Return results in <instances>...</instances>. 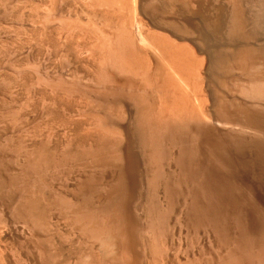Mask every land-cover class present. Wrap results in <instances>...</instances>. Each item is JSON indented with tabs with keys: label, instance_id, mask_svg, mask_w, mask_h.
Listing matches in <instances>:
<instances>
[{
	"label": "bare ground",
	"instance_id": "obj_1",
	"mask_svg": "<svg viewBox=\"0 0 264 264\" xmlns=\"http://www.w3.org/2000/svg\"><path fill=\"white\" fill-rule=\"evenodd\" d=\"M50 2L53 3V0H50ZM61 2L64 3L65 1L61 0ZM83 3L86 2L83 1ZM53 4H50L53 7L49 8L50 11L48 13L54 11L52 10L53 8H57L55 6L57 3ZM88 6L90 9L88 10L89 14H92L97 20L94 17L92 18L100 24L102 23V27L99 25L100 29H98V26L95 31L80 29L79 34H77L79 40L76 39L77 36L75 34L78 31H74L75 42L72 40V35H67L66 30L64 31L67 28L61 27L59 31L55 30L58 31L59 35H57V38L60 36L59 39L61 41L64 36H67V38H69L68 36L72 37L70 39L72 43H75L73 46L71 44V47L75 46V52L73 53L77 52V55L80 56L78 58L83 59V62L80 60V63L87 68V80L89 79V83L90 81L92 82L94 88L89 89V92L84 89L85 92H83V90L80 91L76 87V90H78H74L76 91L75 93L72 89L71 92L68 91L70 88L65 91L61 86L62 90L60 89L59 94L56 95L58 92L52 93L53 89L50 86L52 89L50 91L52 97L49 99L51 104L49 105L50 108L48 106L49 103L46 106L49 108H47L49 114L45 113L47 116L51 115L49 120L53 119V121H56L57 119L62 121L60 118L65 115L67 107L72 109L76 103V107H74L77 113L74 110H72L74 114L70 113L73 116L78 114L81 120V116L84 119L81 121L76 115L72 118H78V120L73 122L71 117L67 116L74 130L72 129L73 133L70 135L65 133L66 136H69L65 137L66 139H64L63 144L61 143V147H58V145L57 147H52L49 144L52 141L49 142L50 137L48 138V136V140H45L46 143L35 144L29 150L28 147H25L23 150L25 153L22 156L26 157L24 159L23 157H18L22 153L17 156L24 161L23 164L22 162L19 164L20 166L22 165L21 171L18 170V173L13 175L10 173V177L6 176L7 180L0 174V194L6 184L7 190L11 188L14 189L13 191H17L18 194L21 192L23 196L20 193L22 200L19 198L21 204L18 215L31 219V222L35 221L36 225L37 220V222L41 223L39 220L46 218L42 216L45 212L50 211L49 208L52 206L50 203L53 202L55 196L56 198L59 196L49 197L53 198L49 200L50 203L46 200L48 199L46 197L48 194L46 195V193L50 187H47L50 184L47 183V181L49 182V176L48 180L46 179L48 172L53 171L52 173H54L55 169L60 168L64 164L67 166L68 163L77 164L76 166L79 165L78 167L84 165L83 168L86 165V171L89 170V166L91 169L99 170L100 175L97 176V173L89 172L88 174H94L89 177L86 174L88 171L82 170L86 174L82 173V176L85 175L89 178L84 176L86 179L83 177L84 181H79L81 183L77 185L78 188L75 186L77 190L74 188L73 193L77 191L76 194L74 193L76 196H73L72 193L71 198L61 199V194L57 201L63 207L61 212L64 213L65 209V213L68 211L72 212L73 215H71V212L70 215L74 216L75 219L73 221L75 220L74 222L77 223H75L76 226L79 225L80 228L77 226L78 230L80 232L82 230L86 237L89 235L90 238L96 239L101 244L100 248L109 252L110 256H115L119 263L124 264L130 257L132 250L130 248L136 245L137 237L139 241V237L143 235L141 232L145 233V231H148V233L146 232L148 235H154V238L153 236H148L149 239L153 238L151 240L153 244L151 242L152 246L150 244V247L154 250L158 249L160 236H165L162 231L167 229L169 217L171 218L179 211V224L186 227L179 225L180 228L193 229V232L194 230L204 229L211 235L208 234V236L212 237L214 246L217 247L216 251L219 249L222 251L219 250L218 252H221V254L216 256L218 259L216 260L217 264H264V208L256 200L257 198L255 197L257 195H254L253 188L249 186L250 177L259 178H255V180L264 179V0H91ZM59 10L54 12L58 13ZM5 11L7 10L5 9ZM11 12L13 11L11 10ZM63 16L65 17V15ZM55 17L52 18L51 15L49 18L55 19ZM77 19L79 20V17ZM30 20L32 19L30 18ZM74 20L76 21V19ZM50 21L52 22V20ZM64 22L66 23L67 21ZM72 22L74 23V21ZM78 22L80 23L81 20ZM39 25L41 26V24ZM85 26L87 27L86 24ZM109 26L111 31H107V28L105 29V27L109 28ZM22 27L24 28V26ZM93 27L96 26L94 25ZM11 30H13V27ZM69 31L71 32L72 30ZM64 32H66V35H64ZM43 34L40 35L43 36ZM67 38L65 37V39ZM47 39L46 37V43L53 40L50 41L48 39L47 41ZM76 41H78L77 44ZM19 42L21 44L23 41ZM58 43H56V46ZM64 43L63 41L61 44ZM48 44H53V42L47 43L45 46L47 45L48 47ZM13 45L15 43H12ZM65 45L66 43L60 47H67ZM56 46L53 45V48L58 47ZM49 47V49L52 48V46ZM1 48V50L6 49V47ZM64 50L65 57L72 55L71 49V52L67 51L68 55L66 54V48ZM74 56L72 55V57ZM74 59L71 60L74 61ZM67 60L63 58L60 61L66 62L65 65L67 66L71 63L69 61L68 63ZM48 61L45 63H48ZM24 69L27 70V68ZM13 75L12 77H15V74ZM62 75L60 76L62 77ZM56 76L54 77L56 78ZM47 79L49 78L47 77ZM3 80L4 78L1 79V82ZM76 81L80 80L77 79ZM38 82L40 83V80ZM49 84L50 82L48 81V86ZM45 85L47 86V83ZM69 86L72 87V84ZM39 87L37 88L39 89ZM4 88L6 89V87ZM63 90L65 92L62 95L61 91L63 92ZM44 103L41 105L43 109ZM24 105L26 106V103ZM81 105L86 107L82 109ZM12 106H14V103ZM12 110H9L10 113L13 112ZM2 111L0 113L6 112L3 109ZM67 112L66 114L70 116L69 112ZM10 113H6L8 119ZM14 114L16 115L15 112ZM14 114L12 113V116ZM3 116L0 117L3 118ZM7 116L5 119H7ZM12 116L10 118L13 125L14 120L18 116L15 119V116L13 118ZM5 119L4 123L2 122L3 120L0 119V121L5 124ZM19 121L21 122V120ZM1 122L0 124H2ZM64 122L66 123V120ZM53 126L55 125L53 124ZM17 132L19 133V131ZM53 135L55 134H52L51 140ZM0 142L2 141L0 140ZM12 142L10 141L9 144ZM21 143L19 145L17 143L18 147L16 148L18 149L15 151L18 153L23 147L20 146ZM13 147L15 148V146ZM9 150L7 149V151ZM5 158L9 157L6 155L3 159ZM13 158L9 160L10 162L16 160L14 161L16 164L19 159L12 160ZM0 163L2 162L0 161ZM9 164H1L0 169H2L3 165L8 166ZM74 165H72L73 168L76 167ZM7 166L4 167L5 172L9 169ZM4 171H1V173ZM248 177L249 179H247ZM250 180L253 179L251 178ZM7 190L4 188V191L7 192ZM99 191L103 194L105 192L104 198L101 199L103 197L101 195L100 199L95 201L94 195L95 193L100 194ZM45 200L46 202L48 201L47 203L50 206L46 202L44 203ZM137 200H140L141 203L139 204ZM55 201L56 199L53 204ZM135 201L137 202L135 203ZM45 204L49 207L48 211ZM56 207L55 205L52 206L51 210ZM58 207L57 209H59ZM138 211H141L144 219H146L144 220V225L141 224L144 222L139 221V219L136 218L135 220L132 218L134 216L133 213ZM173 212L175 213L173 214ZM171 214L173 215L171 216ZM176 217L175 215L176 222H178ZM75 224L73 223L74 226ZM50 228H52L51 225ZM48 231L50 232V229ZM196 233H193V235ZM137 234L140 235L137 236ZM145 236L147 235L142 236L143 241ZM68 238L71 237L68 236ZM145 240L147 241V239ZM68 241L66 240V243ZM148 241L146 242L147 244ZM124 242H126V245L129 242L130 246H127V250ZM117 243L121 245H116L117 247H115ZM109 253L106 254L109 255ZM47 258L50 257L47 256ZM211 259L213 258L211 257ZM98 262L97 264L100 263Z\"/></svg>",
	"mask_w": 264,
	"mask_h": 264
},
{
	"label": "rangeland",
	"instance_id": "obj_2",
	"mask_svg": "<svg viewBox=\"0 0 264 264\" xmlns=\"http://www.w3.org/2000/svg\"><path fill=\"white\" fill-rule=\"evenodd\" d=\"M10 1V2H9ZM16 1V2H15ZM27 1V2H26ZM52 1V0H51ZM59 0H57L56 1V3H57V5H55L56 3H55V0H53V3L52 2H50V0H0V112H3L2 111V109L4 110V112L5 113H0V116H7V114L6 113H10V111L9 110H12L11 112L14 114V112L16 113V115L14 114L13 116H12V113H10L9 114V119H8V116H7V119H5L6 118V116H5V118H4V116H3V118L5 119V124H3L4 123V119L3 118H1L0 117V119L1 120H3L1 123L2 124H0V140L3 142H0V145L1 144H3V145H1L0 146V161L2 162V163H0V168H1V164H9L8 166L7 165H3L2 166V169H0L1 171H4V167H8L9 169H8V171H7V169H6V171L7 172H5V174H4V172H2L1 173V171H0V174L2 175V177L5 179V180H7L8 178V176L10 177V175L12 174H15V173H18L17 171L19 170V171H21L20 169L22 168V165L20 166L19 164L22 162V164H23V159L26 157V156H22L23 155V153H25L23 150L25 149V147H28V150L30 149V147H33V145H35V144H37V145H40V143L42 142H44V143H46L45 142V140H48L47 139V136H48V138L50 137V139H49V142L50 141H52V143L50 142L49 144H51V146L53 147H57V145H58V147H61V143L63 144V141H64V139H66L65 137H67V136H69L70 134H72L73 133V128H72V124H70V122H69V119L67 118V116L70 118L71 117V121H75V120H78V118L77 119H74V118H72V117H75L76 115H77V117H79V120H81L80 119V116L78 115V114H76L75 116H73L71 113H73L74 111H75V113H77L76 112V110H75V107H76V103H75V107H74V109H73V107H72V109L71 108H68L67 107V111L69 112V114H70V116L68 115V114H66V112L64 113L65 115H66V117H65V115L64 116H61L62 118H60V119H62V121L60 120H57L56 119V121L54 120L53 121V119L52 120H49V119H51V117L49 118V116H51V115H49V116H47L49 113H48V110H47V108L48 107H46L47 106V104H48V106L51 104L50 103V98L52 97V94H51V92L52 93H56L55 91H57L58 93H56V95H58L59 94V92H60V89H61V86H62V89H64L65 91H67V89H69L70 88V90H68V91H70L71 92V89H72V91H74V90H76V87L77 88H79L80 89V91H82L83 90V92H85V90H87L88 92L91 90V89H93L94 87H93V85H92V82L90 81V83H89V79L87 80V78L88 77H86L87 75H86V71H88L87 70V68L86 67H84V64L83 65H81V61L83 60L82 58H78V57H80V56H78L77 55V52L74 54L73 52H75L74 50H75V46L74 47H71V44H72V46L75 44V43H72V40H73V42H75L74 40H75V38H74V31L76 32V31H78V32H76L75 34H76V36H77V34H79V32H80V29H84V30H90V31H92V30H94L95 31V29H97V26H98V29H100L101 27H102V23L100 24L98 21H96L97 20V18H95L92 14H89L90 12L88 11V10H90L89 9V4H90V1L91 0H62L63 2L65 1V2H67V3H62L61 2V0L59 1V2H61V3H59L58 2ZM83 1L84 2H86V3H83ZM17 2H19V3H17ZM71 2V3H70ZM77 2V3H76ZM82 2V3H81ZM88 2H89V4H88ZM6 3V4H5ZM17 3V4H16ZM23 3V4H22ZM46 3H48V4H46ZM27 4V5H26ZM50 4H53V5H55V6H57V8H53L52 10H59V8H60V10L58 11V13L57 12H54V11H52L53 12V14H52V12H49V13H51L50 15H49V13H48V11H50V9L49 8H51V7H53L52 5H50ZM60 4V5H59ZM63 6H62V5ZM65 4V5H64ZM77 4H78V6H77ZM23 5V6H22ZM26 5V6H25ZM35 5V7H33ZM42 5V6H41ZM46 5V6H45ZM8 6H9V8H8ZM12 6V7H11ZM15 6H17L16 8H17V10H15L16 8H15ZM30 6H31V9H30ZM36 6H38V7H36ZM40 6V7H39ZM54 6V7H55ZM62 6V7H61ZM68 6V7H67ZM85 6H87V7H85ZM6 7V8H5ZM45 7V8H44ZM67 7V8H66ZM70 7V8H69ZM77 7V8H76ZM79 7H80V9H79ZM2 8V9H1ZM11 8V9H10ZM36 8H38L37 9V11H39V12H37L36 11ZM40 8H42V9H40ZM47 8V9H46ZM83 8V9H82ZM5 9L7 10V11H5ZM14 9V10H13ZM19 9V10H18ZM25 9V10H24ZM28 9V10H27ZM40 9V10H39ZM47 11H46V10ZM49 9V10H48ZM3 10V11H2ZM11 10L13 11V12H11ZM23 10V11H22ZM20 11V12H19ZM22 11V12H21ZM35 11V12H34ZM70 11V12H69ZM77 13H76V12ZM85 11V13H83ZM2 12H4L3 14H2ZM30 12V13H29ZM39 13V14H37V13ZM41 12V13H40ZM46 12V13H45ZM35 13V14H34ZM45 13V14H44ZM56 13V15L59 17V16H61L62 18H63V20H62V18L61 17H57L56 15H54ZM75 13V14H74ZM28 14V15H27ZM37 14V15H36ZM41 14V15H40ZM85 14H87V15H85ZM20 15H22V16H20ZM24 15V16H23ZM35 15V16H34ZM45 15V16H44ZM51 15H52V18H54L55 16V19H52V18H49V17H51ZM63 15H65V17H66V19H65V17L63 16ZM85 15V16H84ZM5 16V17H4ZM15 16V17H14ZM19 16V17H18ZM28 16V17H27ZM81 16V17H80ZM90 16V17H89ZM13 19H11V18ZM38 18V20H37V18ZM76 17V18H75ZM79 17V20H81V22L79 23L78 21V18ZM92 17H94V18H92ZM8 18V19H7ZM22 18V19H21ZM25 18V19H24ZM27 18V19H26ZM30 18L32 19V20H30ZM40 18V19H39ZM69 20H68V19ZM19 19H20V21H19ZM44 19V20H43ZM61 19V20H60ZM65 19V20H64ZM74 19H76V21L74 20ZM84 19V20H83ZM91 20L90 22H88L89 20ZM94 19V20H93ZM5 20V21H4ZM15 21V22H12V21ZM34 20V21H33ZM49 20V21H48ZM50 20H52V22L50 21ZM53 20H55V21H53ZM74 21V23L72 22V21ZM99 20V19H98ZM10 21V22H9ZM24 21V22H23ZM36 21V22H35ZM40 21V22H39ZM43 21V22H42ZM46 21V22H45ZM57 21V22H56ZM64 21H67L66 23L64 22ZM70 21V22H69ZM84 23H83V22ZM4 22H7V23H4ZM20 22V23H19ZM23 22V23H22ZM31 22H32V24H31ZM53 22H55V23H53ZM72 22V23H71ZM78 24H77V23ZM88 22V23H87ZM97 22V23H96ZM3 23H4V25H5V27H3L4 25H3ZM36 23V24H35ZM48 23V24H47ZM52 23V24H51ZM61 23V24H60ZM62 23H64V24H62ZM92 23V24H91ZM26 24V25H25ZM32 26H31V25ZM39 24H41V26L39 25ZM45 24H47V25H45ZM60 24V25H59ZM75 24V25H74ZM84 24V25H83ZM85 24L87 25V27L85 26ZM89 24V25H88ZM34 25H39V26H34ZM63 25V26H62ZM71 25V26H70ZM78 25V26H77ZM96 26V27H93V26ZM99 25H101V27L99 26ZM11 26V27H10ZM18 26V27H17ZM21 26V27H20ZM22 26H24V28L22 27ZM60 26V27H59ZM68 26V27H67ZM72 26H74L73 28H72ZM12 27H13V30H11L12 29ZM20 27V28H19ZM36 27V28H35ZM47 27V28H46ZM61 27H64V28H67V29H64V31L66 30V32L68 33L67 35H72V37H73V39H72V37L71 36H68L69 38H67V36H64V38H62V41L59 39V37L57 38V35H59V33H58V31L60 30V28ZM77 27V28H76ZM80 27V28H79ZM86 27V28H85ZM88 27H90V28H88ZM4 28V29H3ZM26 28V29H25ZM29 28V29H28ZM44 28V29H43ZM53 30H52V29ZM107 28V31L109 30V31H111V29H110V26H109V28L108 27H105V29ZM2 29H3V31H2ZM24 31H23V30ZM31 29V30H30ZM48 29V30H47ZM55 29H57V30H55ZM82 29V30H83ZM22 30V32H20ZM26 30H27V33H26ZM30 30V31H29ZM49 30H51L50 32H48ZM69 30H72L71 32L69 31ZM81 30V31H82ZM9 31V32H8ZM11 31H12V33H11ZM16 31V32H15ZM47 31V32H46ZM57 31V32H56ZM113 31V30H112ZM15 32V33H14ZM19 32H20V34H19ZM54 32V33H53ZM66 32H64V35H66ZM70 32V33H69ZM25 33V34H24ZM29 33V34H28ZM44 33V34H43ZM45 33H46V35H45ZM55 33H58V34H55ZM7 34V35H6ZM11 34V35H10ZM15 34V35H14ZM43 34V36H41V35ZM52 34V35H51ZM2 35V36H1ZM13 35H14V37H13ZM20 35V36H19ZM25 37H24V36ZM27 35V36H26ZM29 35V36H28ZM34 35V36H33ZM38 37H37V36ZM45 35V36H44ZM18 36V37H17ZM30 36H31V39H30ZM9 37V38H8ZM17 37V39H15ZM21 37V38H20ZM41 37V38H40ZM46 37L48 38V39H50V41L51 42H47V43H52L53 42V44H48V47L49 46H52V48L51 49H49L48 47H47V45L45 46V44H47L46 43ZM52 39H51V38ZM62 37H63V35H62ZM65 37L67 38V39H70V40H67V39H65ZM29 38V39H28ZM21 39V40H20ZM38 39H39V41H38ZM48 39H47V41H48ZM57 39H59V40H57ZM67 41V42H69L68 44H67V42L65 41V40ZM77 40H79L78 39V36H77V38H76ZM5 40H7V41H5ZM9 40H10V42H9ZM16 40V41H15ZM33 40V41H32ZM57 40L59 43H60V45H59V43L56 41ZM19 41H23V42H21V44H20V42ZM26 41V42H25ZM38 41V42H37ZM63 41L66 43V45H67V47H63L64 46V44H61V43H63ZM40 42V43H39ZM54 42H55V44H54ZM77 42L78 41H76V44H77ZM3 43V44H2ZM12 43L14 44L15 43V45H13L12 46ZM35 43V44H34ZM43 43V44H42ZM56 43H58L57 44V46H56ZM4 44H6L5 46H4ZM8 44V45H7ZM18 46H17V45ZM3 45V46H2ZM25 45V46H24ZM27 45H28V47H27ZM32 45V46H31ZM43 45V46H42ZM53 45H55L57 48H53ZM61 45H63L62 46V48L60 47ZM65 45V46H66ZM68 45H70V46H68ZM37 46H38V48H37ZM40 46V47H39ZM42 46V47H41ZM48 49H46L45 50V47ZM1 47H6V49L4 48L3 50H1L2 48ZM69 47H70V49L72 50V52L70 51V49H69ZM31 48H33V49H31ZM41 48V49H40ZM42 48H44V49H42ZM60 48V49H59ZM66 48V54L68 55V53H67V51L68 52H71V54L72 55H75L74 57H72V55H69V57H65V53H64V49ZM74 48V49H73ZM56 49V50H55ZM6 50V51H5ZM26 50V51H25ZM63 51V53H62V51ZM45 51V52H44ZM56 51H57V53H56ZM59 51H61V52H59ZM17 54H16V53ZM24 52V53H23ZM27 52H29V53H27ZM41 52H42V54H41ZM6 53V54H5ZM13 53V54H12ZM34 53V54H33ZM51 53V54H50ZM27 54V55H26ZM48 54V55H47ZM60 54H62V55H60ZM3 55V56H2ZM7 55V56H6ZM13 57H12V56ZM35 55V56H34ZM38 55V56H37ZM53 55V56H52ZM77 55V56H76ZM8 56H9V58H8ZM33 56V57H32ZM46 56V57H45ZM58 56V57H57ZM21 59H20V58ZM23 57V58H22ZM41 57V58H40ZM47 57H49V58H47ZM54 57V58H53ZM59 57H60V59H59ZM72 57V58H71ZM76 57V59H74ZM2 58V59H1ZM35 58V59H34ZM39 58V59H38ZM47 58V59H46ZM53 58V59H52ZM63 58L64 59H66L67 60V58H69L68 60H67V62L69 61V62H71L69 65H65L66 64V62H62V61H60L61 59L63 60ZM9 59V60H8ZM56 59V60H55ZM59 59V60H58ZM71 59H74V61L73 60H71ZM78 59H79V61H78ZM7 60V61H6ZM35 60V61H34ZM48 61V63H45V62H47ZM51 60V61H50ZM77 62H76V61ZM81 60V61H80ZM39 61V62H38ZM60 61V62H59ZM6 62H7V64H6ZM22 62V63H21ZM24 62V63H23ZM27 62V63H26ZM28 62L30 63L29 65H28ZM40 62H41V64H40ZM63 63V65H62V63ZM68 62V63H69ZM74 62V63H73ZM83 62V61H82ZM9 63H13L12 65L10 64L9 65ZM67 63V64H68ZM4 64V65H3ZM23 64V65H22ZM25 64H27V65H25ZM45 64V66H43ZM73 66H72V65ZM32 65H34V66H32ZM48 65V66H47ZM6 66H9V67H6ZM11 66V67H10ZM23 66H25V67H23ZM28 66V67H27ZM32 66V67H31ZM44 67V69L46 68V70H44L43 69V67ZM62 66V67H61ZM71 68H70V67ZM75 66V67H74ZM29 67H30V69H29ZM33 67H35L34 69L36 70H34L33 69ZM36 67H37V69H36ZM40 67V68H39ZM10 68V69H9ZM12 68V69H11ZM14 68V69H13ZM23 70H22V69ZM24 68H27V70L26 69H24ZM57 68V69H56ZM69 68V69H68ZM39 69V70H38ZM43 69V70H42ZM3 70V71H2ZM15 70V71H14ZM29 70V71H28ZM53 70H54V72H53ZM73 70V71H72ZM7 71V72H6ZM21 71V72H20ZM43 71V72H42ZM48 71V72H47ZM52 71V72H51ZM64 71V72H63ZM84 71V72H83ZM8 72H10V73H8ZM12 72V73H11ZM15 72V73H14ZM23 72H24V74H23ZM61 72H63V73H61ZM36 75H35V74ZM39 73V74H38ZM72 75H71V74ZM13 74H15V77H12V76H14ZM43 74V75H42ZM44 74H46V75H44ZM48 74H49V76H48ZM58 74V75H57ZM62 75V74H64V75H62V77L60 76V75ZM18 75V76H17ZM32 75V76H31ZM40 75H41V77H40ZM52 75V76H51ZM57 75V76H56ZM37 76V77H36ZM43 76H44V78H43ZM45 76H46V78H45ZM54 76H56V78L54 77ZM66 76V77H65ZM75 76H77V77H75ZM82 76V77H81ZM21 77V78H20ZM38 77H39V79H38ZM47 77L49 78V79H47ZM57 77H59V78H57ZM68 77V78H67ZM78 77H80V78H78ZM4 78V80L1 82V79H3ZM23 78V79H22ZM29 78V79H28ZM37 78V79H36ZM79 79L80 81H76L77 79ZM12 79V80H11ZM17 79V80H16ZM22 79V80H21ZM44 79V80H43ZM57 79V80H56ZM59 79V80H58ZM62 81H61V80ZM69 79V80H68ZM70 79H72V80H70ZM73 79H74V81H73ZM83 79H84V81H83ZM86 79V80H85ZM40 80V83L38 82ZM66 80V81H65ZM4 81H6V82H4ZM9 81H11V82H9ZM17 82V84H16V82ZM48 81L50 82V84H49V86H48ZM64 81V82H63ZM70 81V82H69ZM14 82H15V84H14ZM20 82V83H19ZM34 82V83H33ZM43 82H44V84H43ZM51 82H53V84H51ZM63 82V83H62ZM66 82V83H65ZM80 82H81V84H80ZM1 83H3V84H1ZM24 83V84H23ZM47 83V86L45 85ZM85 83H88V84H85ZM15 86H14V85ZM32 84V85H31ZM70 84H72V87L71 86H69ZM84 86H83V85ZM2 85V86H1ZM3 85H4V87H6V89L3 87ZM10 85H12V86H10ZM37 85V86H36ZM45 85V86H44ZM55 85V86H54ZM57 85V86H56ZM64 85V86H63ZM76 85V86H75ZM81 85V86H80ZM90 85H92V86H90ZM10 87V89H8L9 87ZM23 86V87H22ZM25 86V87H24ZM30 86V87H29ZM34 86V87H33ZM38 86H40L39 87V89L37 88ZM52 87V89L54 90H52L51 89V87ZM53 86H54V88L55 89H57V90H55L54 88H53ZM60 86V87H59ZM80 86V87H79ZM87 88H86V87ZM13 87V88H12ZM66 87V88H65ZM2 88V89H1ZM28 88V89H27ZM34 88H36L35 89V91H34ZM50 88V89H49ZM43 89V90H42ZM61 89V90H62ZM85 89V90H84ZM90 89V90H89ZM2 90H4V91H2ZM52 90V91H51ZM63 90V92L61 91V93H62V95L64 94V91ZM78 90V89H77ZM76 90V91H77ZM44 91V92H43ZM51 91V92H50ZM76 91H74L75 93H76ZM5 92H7V93H5ZM31 93V94H30ZM34 93V94H33ZM46 93V94H45ZM49 93V94H48ZM75 93H74V96H75V98H76V95H75ZM79 93H82V92H79ZM9 94H11L10 96H9ZM36 94H38V95H36ZM72 94H73V92H72ZM8 95V96H7ZM16 95V96H15ZM27 95V96H26ZM29 95H31V96H29ZM33 95V96H32ZM51 95V96H50ZM61 95V94H60ZM20 96V97H19ZM23 96V97H22ZM47 96V97H46ZM9 97V98H8ZM45 100H44V99ZM12 99V100H11ZM18 99V100H17ZM33 99V100H32ZM16 100V101H15ZM35 100V101H34ZM15 101V102H14ZM29 103H28V102ZM49 101V102H48ZM6 102V103H5ZM17 102V103H16ZM19 102V103H18ZM26 103V106L24 105L25 103ZM45 102V103H44ZM47 102V103H46ZM13 103H14V106H12L13 105ZM22 103V104H21ZM45 104V106H44V109L43 108H41V105L42 104ZM30 104V105H29ZM34 104V105H33ZM32 105V106H31ZM83 105V104H82ZM81 105V106H82ZM85 105V104H84ZM6 108H5V107ZM22 106V107H21ZM25 108H24V107ZM42 106V107H43ZM3 107V108H2ZM28 107V108H27ZM86 107V106H85ZM84 106H82V109L83 108H85ZM21 108V109H20ZM35 108V109H34ZM49 108H50V106H49ZM48 108V109H49ZM51 108H53V107H51ZM5 109H7V110H5ZM9 109V110H8ZM23 109V110H22ZM28 109V110H27ZM43 109V110H42ZM45 109H46V111H45ZM69 109V110H68ZM71 110V111H70ZM72 110H74L73 112H72ZM85 110V109H84ZM9 111V112H8ZM22 111V112H21ZM44 112V113H42V112ZM40 112V113H39ZM67 112V113H68ZM71 112V113H70ZM17 113H19L20 114V116H19V114H17ZM47 115H46V114ZM1 114H3V115H1ZM23 114V115H22ZM45 114V115H44ZM74 114V113H73ZM38 115V116H37ZM12 116V118L14 117V119L16 118V116H18V118H16L15 120H14V122H16V120L18 119V121L15 123V124H17L16 126H15V124H14V122H13V125H12V123H11V117ZM43 116V117H42ZM25 117V118H24ZM28 117V118H27ZM47 117H48V119H47ZM20 118V119H19ZM23 118V119H22ZM81 118H82V120L81 121H83V117L81 116ZM66 120V123L64 122V120ZM19 120H21V122L19 121ZM40 120H42V121H40ZM7 121V122H6ZM23 121V122H22ZM51 121V122H50ZM53 122H55V123H53ZM57 122V123H56ZM62 122H64V123H61ZM10 124V125H8V124ZM30 123V124H29ZM58 123H59V125H58ZM28 124V125H27ZM46 124H47V126H46ZM53 124L55 125V126H53ZM65 124V125H64ZM2 125V126H1ZM4 125V126H3ZM23 125V126H22ZM41 125V126H40ZM52 125V126H51ZM62 125H64V126H62ZM66 125H67V127H66ZM28 126H29V128H28ZM46 126V127H45ZM45 127V128H44ZM71 127V129L70 130H72V131H70L69 130V128ZM26 128V129H25ZM48 128V129H47ZM52 128V129H51ZM67 128V129H66ZM40 129V130H39ZM54 129V130H53ZM14 130V131H13ZM23 130H26V131H23ZM31 130V131H30ZM46 130V131H45ZM50 130H52L51 132H49ZM59 130V131H58ZM65 132H64V131ZM17 131H19V133L17 132ZM43 131V132H42ZM5 132V133H4ZM62 132V133H61ZM69 132H71V133H69ZM10 133V134H9ZM65 133H67V134H69V135H67L66 136V134ZM12 134V135H11ZM15 134V135H14ZM18 134H21V135H18ZM25 134H27V135H25ZM48 134V135H47ZM52 134H55V135H53V137H52V140H51V136H52ZM30 136V137H29ZM25 137H26V139H25ZM9 138V139H8ZM11 138V139H10ZM31 138V140H29ZM4 140V141H3ZM5 140H7V141H5ZM12 140H14L13 142H12ZM12 142L11 144H9V142ZM4 142H8V143H4ZM22 142V143H21ZM26 142V143H25ZM29 142H31V143H29ZM17 143H18V145H19V143H21V147H22V150H20V151H22V152H20L19 151V153L18 152H16L15 150H17L18 148H16V147H18L17 146ZM16 144V145H15ZM29 145V146H28ZM4 146H7V147H4ZM13 146H15V148L13 147ZM2 147H4V148H2ZM8 147H11V148H8ZM5 148H7V149H10L9 151H7V149H5ZM3 151V154H4V152H5V154L3 155L2 154V151ZM5 150V151H4ZM14 150V151H13ZM27 150V149H26ZM11 152V153H10ZM14 152V153H13ZM16 152V153H15ZM20 153H22V154H20ZM21 156H20V155ZM8 156L9 158H5V159H3V157L4 156ZM10 155H11V157H10ZM19 155V156H18ZM25 155V154H24ZM13 156H14V158H13ZM23 157V159H20V158H18V157ZM19 159H17V158ZM2 158V159H1ZM10 158H13L12 160H14V159H17L18 160V162H16V164H15V162L14 161H16V160H14L13 162L11 161L10 162ZM9 160V161H8ZM6 162H8V163H6ZM70 165H71V168H70ZM72 165H74V164H70V163H68V167L64 164L63 166H61L60 168H57V169H55L56 171L54 172V173H52V172H48V175H46V179L48 180V176H49V182L47 181V183H50V184H48V186L47 187H49V190H48V192L46 193V195L48 194V196H46L48 199H46V200H52L53 198H49V197H53V196H55V195H59L60 197H61V194H62V197H61V199L63 198H71L72 197V193H73V189L75 188V190H77V188H78V186L77 185H79L82 181H84L83 179L86 177V178H89L91 175H94L95 173H97L96 175L97 176H99L100 175V172H99V170H95V169H91V168H89V166H88V169L89 170H87L86 171V165H85V167L83 168V166L81 167H78V166H76V165H74V166H76L77 167V169H76V167H74L73 168V166ZM20 166V167H19ZM18 167H19V169H18ZM82 168V169H81ZM61 169V170H60ZM85 169V171L87 172L86 174H88L89 172H92V173H94V174H88L87 176H89V177H87V176H85L86 174H85V172L84 171H82V170H84ZM79 170H81V171H79ZM95 170V171H94ZM14 172V173H12V172ZM69 171V172H68ZM76 171V172H75ZM98 171V172H97ZM62 172V173H61ZM65 172H66V174H65ZM78 172V173H77ZM6 173H9V174H7L6 175ZM11 173V174H10ZM52 173V174H51ZM77 175H76V174ZM85 174L84 176H82L83 174ZM99 173V174H98ZM50 174V175H49ZM57 174V175H56ZM62 174V175H61ZM6 177H4V176ZM69 175V176H68ZM55 176V177H54ZM67 176V177H66ZM52 177V178H51ZM72 177V178H71ZM75 177V178H74ZM78 177H79V179H78ZM84 177V178H83ZM60 178V179H59ZM61 178H62V180H61ZM80 178H82L81 180H80ZM85 178V179H86ZM253 179V180H250V179ZM255 178H257V177H250V179H249V177L247 178V179H249V184H248V182L246 181V179H244V181L245 182H247V184L251 187V188H253V193H254V195L256 196L255 198H257L256 200L259 202V204H260V206L262 207V208H264L263 206H264V201H263V198H264V179L263 180H255ZM65 179V180H64ZM257 179H259V178H257ZM58 180V181H57ZM67 180V181H66ZM68 180H70V181H68ZM76 180V181H75ZM75 181V182H74ZM79 181H81V182H79ZM252 181H253V183H252ZM255 181V182H254ZM258 183V184H257ZM69 184V185H68ZM262 184V185H261ZM7 185V184H6ZM5 185V186H6ZM59 185V186H58ZM256 185H258V186H256ZM3 187L2 188V193L0 194V200H1V202H0V264H49V262H50V264H97V262L99 261L101 264H106V262H107V264H123V263H119V260H117V258H115V256H113V255H111L110 256V253L109 252H107V251H103V249L102 248H100L101 247V244H99L98 242H97V240L96 239H94V238H90V236L89 235H87V237H89V238H87L86 236H85V233L81 230V232H80V230H78V227H79V225H77L76 226V222H74L73 221V219H75L74 218V216H71V215H73L72 214V212H71V215H70V212L68 213H65V211H66V209H65V211H64V213L63 212H61L63 209V207L60 205V203H58V201H57V199H59V196H58V198H56V196H55V198L53 199V202H54V200L56 199V201H55V203L53 204V202H51L50 203V201H49V203H50V205H52V206H59L58 208L59 209H57V207L56 208H53V210H51L52 208V206H50L47 202H46V200L44 201V203L46 202L47 203V205H49L50 206V208L45 204V206H47V211L50 209V211H48V212H45V214L42 216V217H46V218H44L43 220L41 219V220H39L41 223H39V222H37L36 221V225H35V221H30L31 219H27L26 217H21L20 216V214L18 215V213H19V206H20V204H21V200H22V196H23V194L21 193V192H19V194L17 193V191L15 192V191H13L14 189H11V188H8V190H7V186L6 187ZM56 186V187H55ZM77 188H76V187ZM4 188L7 190V192L6 191H4ZM72 188V189H71ZM64 189V190H63ZM256 189V190H255ZM259 189V190H258ZM10 190H12V191H10ZM45 190H47V189H45ZM70 190V191H69ZM3 191H4V195H3ZM10 191V192H9ZM100 191H102V190H100ZM99 191V193L100 194H98V193H95V195H94V200L95 201H98L99 199H100V197H101V195L103 196V197H101V199H103L104 198V194H105V192H104V194L103 193H101ZM259 191V192H258ZM261 191V192H260ZM1 192V191H0ZM5 192H6V195H5ZM46 192V191H45ZM69 192V193H68ZM9 193V194H8ZM20 193L22 194V196L20 195ZM75 194L77 193V191H75L74 192ZM73 193V196L75 195ZM261 193V194H260ZM12 194V195H11ZM98 194V195H97ZM21 197H20V196ZM64 195H67V196H65L64 197ZM98 197H97V196ZM259 195V196H258ZM68 196H70V197H68ZM76 196V195H75ZM19 198L21 199L20 201H19ZM18 201H17V200ZM137 201H139V204L141 203L140 202V200H137ZM137 201H135V203L137 202ZM58 203V205H56L57 203ZM10 204V205H9ZM138 204V203H137ZM136 204V205H137ZM12 205H14V206H12ZM7 206V207H6ZM18 206V207H17ZM60 206H61V208H60ZM138 206V205H137ZM3 207V208H2ZM15 208H17L16 209V211H15ZM49 208V209H48ZM11 209V210H10ZM13 209V210H12ZM57 209V210H56ZM2 210V211H1ZM9 210V211H8ZM12 211H13V213H12ZM51 211H53V212H51ZM61 212V213H60ZM139 212V211H138ZM138 212H135L136 213V215H135V213H133V215L134 216H132V218L133 219H135L136 220V218L137 219H139V221H141V222H144V220H146V219H144V215L141 213V211L138 213ZM178 213L176 214L175 212H173V214L175 213V215L177 216L176 218H177V221H178V219H179V211H177ZM46 213H49V214H46ZM60 213V214H59ZM68 214H69V216H68ZM139 216H138V215ZM173 214H171V216L173 215ZM47 215V216H46ZM61 215V216H60ZM175 215L174 216H172L171 218L169 217V219H168V223H167V229H164L163 231H164V233H163V231H162V234L163 235H165V236H160V239H159V242H158V245H159V247H158V249H153L152 247H150V244H151V240H153V238H154V235H152L153 236V238H151V239H149L148 238V236L150 237L151 235H148L147 233H148V231H145V233L143 232H141V234H143V235H147V236H145V237H143V239H144V241H145V243H144V241L142 240V236H140L141 237V240H140V237H139V241L137 240V238H136V241H135V244L136 245H134V246H132V248H130V249H132L131 250V253H130V257H129V255H128V259L126 260V262L124 263V264H217V261L216 260H218L217 259V254H221V249H219L221 252H218V251H216L217 249V247L216 246H214V241H213V239H212V237H210L211 235L208 233V232H206V230H202V229H199V230H194V232H193V229L191 230V229H184V228H186V227H184L183 225L181 226L180 224H179V221L178 222H176V219H175ZM71 216V217H70ZM139 218H138V217ZM142 216V217H141ZM15 217V218H14ZM18 217H19V219H18ZM21 217V218H20ZM59 217V218H58ZM62 217V218H61ZM73 217V218H72ZM13 218H14V220H13ZM70 218H72V219H70ZM143 218V219H142ZM24 219V220H23ZM48 219H50V220H48ZM18 220V221H17ZM22 220V221H21ZM53 220V221H52ZM143 220V221H142ZM169 220H171V221H169ZM175 220V221H174ZM55 221V222H54ZM63 221V223H61ZM69 221V222H68ZM20 222V223H19ZM24 222H26V223H24ZM30 222V223H29ZM42 222H44V223H42ZM49 222V223H48ZM75 224V226L73 225V223ZM28 223V224H27ZM53 223H54V225H53ZM60 223V224H59ZM66 223V224H65ZM70 225H69V224ZM178 223V224H177ZM23 224V225H22ZM33 224V225H32ZM38 224H39V226H38ZM40 224H42V225H40ZM142 225H144L145 224V222L144 223H141ZM44 225V227H42ZM47 225V226H46ZM50 225H51V227L52 228H50ZM59 225V226H58ZM68 225V226H67ZM74 227H73V226ZM171 225V226H170ZM179 225L181 226V227H184V228H180L179 227ZM28 226V227H27ZM32 226V228L30 229V227ZM37 228H36V227ZM61 226V227H60ZM176 226V227H175ZM35 227V228H34ZM42 229H41V228ZM48 227V228H47ZM69 227V228H68ZM53 228H54V230H53ZM80 228V227H79ZM166 228V227H165ZM28 229V230H27ZM32 229H34L33 231H31ZM50 229V232L48 231ZM60 229V230H59ZM72 229V230H71ZM77 229V230H76ZM169 229V230H168ZM59 230V231H58ZM41 231V232H40ZM44 231V232H43ZM54 231V232H53ZM60 231H61V233H60ZM73 231V232H72ZM79 231V232H78ZM192 231V232H191ZM32 232H34V233H32ZM37 232V233H36ZM64 232H66V233H64ZM82 232H83V234H82ZM197 232V233H196ZM31 233V234H30ZM57 233V234H56ZM80 233V234H79ZM193 233H196V234H194L193 235ZM203 233V234H202ZM50 235V236H48V235ZM63 234V235H62ZM150 234V233H149ZM208 234L210 235V236H208ZM74 235V236H73ZM138 235H140V234H137V236ZM192 235H193V237H192ZM33 236V237H32ZM68 236L69 237H71V238H68ZM84 236V237H83ZM151 236V237H152ZM207 236V237H206ZM36 237V238H35ZM50 237H52L51 239H50ZM62 237V238H61ZM74 237V238H73ZM192 237V238H191ZM40 238H42L41 240H40ZM46 238V239H45ZM63 238H65V239H63ZM195 238H197V239H195ZM208 238H210V239H208ZM37 239V240H36ZM60 239V240H59ZM68 239H69V241H68ZM74 239V240H73ZM80 239V240H79ZM86 239H88V240H86ZM92 239H94V240H92ZM145 239H147V241H148V244L146 243L147 241L145 240ZM161 239H163V240H161ZM167 239V240H166ZM66 240L68 241L67 243H66ZM71 240V241H70ZM79 240V241H78ZM83 240V241H82ZM92 240V241H91ZM36 241H39V242H36ZM55 241V242H54ZM164 241V242H163ZM34 242V243H33ZM45 242V243H44ZM77 242H79V243H77ZM82 242V243H81ZM54 245H53V244ZM70 243V244H69ZM125 244H124V246H125V248H126V250H127V246L129 247L130 245L128 244L129 242H127V245H126V242H124ZM138 243V244H137ZM211 243H212V245H211ZM41 246H40V245ZM46 244V245H45ZM50 244V245H49ZM72 244H73V246H75V247H73L72 246ZM86 244V245H85ZM134 244V243H133ZM142 244V245H141ZM152 244H153V242H152ZM152 244H151V246H152ZM168 244V245H167ZM210 244V245H209ZM71 245V246H70ZM88 245V246H87ZM94 245V246H93ZM119 246V245H121V244H119V243H117V244H115V247H117V246ZM157 245V246H158ZM162 247H161V246ZM54 246H55V248H54ZM164 246V247H163ZM212 246V247H211ZM36 247H37V249H36ZM44 247V248H43ZM48 247V248H47ZM53 247V248H52ZM73 247V248H72ZM96 247V248H95ZM214 247V248H213ZM57 248V249H56ZM61 248V249H60ZM75 248V249H74ZM92 248V249H91ZM144 248H145V250H144ZM164 248V249H163ZM166 248V249H165ZM59 249V250H58ZM102 249V250H101ZM123 249H124V247H123ZM214 249V251H212ZM41 252H40V251ZM56 250V251H55ZM63 250V251H62ZM90 250V251H89ZM99 250V251H98ZM138 250V251H137ZM149 250V251H148ZM154 250V251H153ZM40 252V254H38L39 252ZM46 251V252H45ZM52 251H54V252H52ZM164 251H165V253H164ZM43 252H44V254H43ZM48 252V253H47ZM58 252V253H57ZM89 252H90V254H89ZM98 252V253H97ZM103 252V253H102ZM153 252V253H152ZM160 252H161V255H160ZM215 252H217V253H215ZM55 253V254H54ZM102 253V254H101ZM105 253V254H104ZM106 253H109V255L108 254H106ZM163 253V254H162ZM42 254V255H41ZM52 254V255H51ZM86 254V255H85ZM92 254V255H91ZM99 254H100V256H99ZM131 254H132V256H131ZM152 255V256H151ZM157 255V256H156ZM210 255V256H209ZM214 255V256H213ZM37 256V257H36ZM44 256H46L44 259H43V257ZM47 256L48 257H50V258H47ZM87 256H88V259H87ZM113 256V257H112ZM141 256V257H140ZM164 256H165V258H164ZM53 257V258H52ZM99 257V258H98ZM110 257V258H109ZM147 257V258H146ZM150 257H152V258H150ZM155 257V258H154ZM209 257H210V259H209ZM211 257L213 258V259H211ZM41 258V259H40ZM62 258V259H61ZM86 258V259H85ZM145 258V259H144ZM158 258V259H157ZM47 261H46V260ZM43 260V262H41ZM56 260V261H55ZM91 260V261H90ZM111 260H113V261H111ZM116 260V261H115ZM146 260V261H145ZM55 261V262H54ZM59 261V262H58ZM136 261V262H135ZM157 261V262H156ZM160 261V262H159ZM171 261V262H170ZM208 261V262H207ZM212 261V262H211ZM215 261H216V263H215ZM85 262V263H84ZM98 262V263H99ZM105 262V263H104ZM139 262V263H138ZM154 262V263H153ZM211 262V263H210ZM99 263V264H100Z\"/></svg>",
	"mask_w": 264,
	"mask_h": 264
}]
</instances>
